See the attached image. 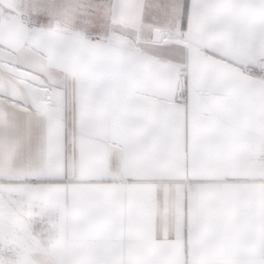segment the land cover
I'll use <instances>...</instances> for the list:
<instances>
[{
    "label": "snow or ice",
    "instance_id": "6c2138e0",
    "mask_svg": "<svg viewBox=\"0 0 264 264\" xmlns=\"http://www.w3.org/2000/svg\"><path fill=\"white\" fill-rule=\"evenodd\" d=\"M0 264H264V0H0Z\"/></svg>",
    "mask_w": 264,
    "mask_h": 264
}]
</instances>
